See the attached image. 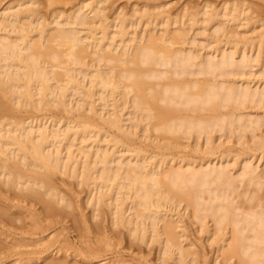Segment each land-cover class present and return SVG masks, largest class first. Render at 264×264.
<instances>
[{
    "label": "bare ground",
    "instance_id": "6f19581e",
    "mask_svg": "<svg viewBox=\"0 0 264 264\" xmlns=\"http://www.w3.org/2000/svg\"><path fill=\"white\" fill-rule=\"evenodd\" d=\"M3 1L0 264L11 258L17 264H77L67 253L105 264L104 252L120 245L123 230L129 246L156 245L161 264H209L204 243L188 240L184 218L198 224L195 234L206 236L205 248H214L213 264H264V119L242 113L264 105V85L230 81L249 77L253 63L264 66V37L252 58L244 50L247 37L241 48L237 38L202 55L207 48L191 47L188 36L203 24L231 40L225 22L234 24L250 9L233 0L219 9L205 1L193 13L184 8L172 15L166 11L171 5L151 0L131 6L127 15L118 7L110 21L108 0H79L69 12L53 7L69 0H45L53 9L44 15L39 0ZM139 25L145 28L138 31ZM236 145L260 151L263 164L254 166L253 155L241 152L231 164L226 158ZM189 152L210 158L194 160ZM75 188H86L88 218ZM66 219L75 231L94 236L82 239L96 241L76 247L67 228L68 236L62 229L39 236ZM52 253L65 257L50 259ZM140 255L139 264H146L148 255ZM121 258L113 263H131Z\"/></svg>",
    "mask_w": 264,
    "mask_h": 264
},
{
    "label": "rangeland",
    "instance_id": "374dc122",
    "mask_svg": "<svg viewBox=\"0 0 264 264\" xmlns=\"http://www.w3.org/2000/svg\"><path fill=\"white\" fill-rule=\"evenodd\" d=\"M9 1H12V0H6V1H3L4 3H2L1 4V6L2 5H4V4H6V3H8ZM43 1V2H42ZM44 1L45 0H39V2H40V4H41V6H39L40 8V10H41V12H42V14L44 15V14H47L48 13V11L50 12L53 8L51 7V8H49L48 10H47V8L45 7V3H44ZM56 1H60V0H56ZM74 1V2H73ZM79 0H69V4H67V5H62V3H58V5H56V6H53L54 7V9H59L60 11H62V12H69V10L71 9V7L73 6V5H77V2H78ZM89 1H91V2H94V1H96V0H94V1H92V0H89ZM143 1H145V2H143ZM151 0H149V2H150ZM206 1V2H205ZM224 1H226V0H224ZM223 0H155V2L152 0L151 2L153 3V4H163V5H167V6H169V5H171L170 7H171V9H170V7L168 8V7H166L167 9H166V11L167 12H169V13H171L172 15H175L177 12H178V10L180 11V10H185L184 8H186V10H188V13H189V11H190V13H193V11H196L197 10V7H198V9L201 7L200 5H203V3L205 2V3H208V4H212L211 6L213 7V8H218V6H221L222 5V3L224 2ZM229 1H230V3L232 4V1L231 0H227V2L229 3ZM263 1L264 0H233V4L236 6H239L240 7V5L241 6H243V9H245V8H248V9H250V11H252V12H247L248 13V19L246 18V15L245 14H247V13H245L244 14V16H240L239 17V19H236V20H234V24H232V22L233 21H231V22H229V23H227V22H225V21H221V23L223 24V22H225L226 24H224V27H225V33H227V31H229L230 32V35H228V36H235L236 37V34L237 33H239L240 35H238L236 38H234V36H233V38L231 39V40H227L226 38H224L222 35V33H219L220 35H221V37H219V34L218 33H215V34H213L214 33V30H215V28H212V26L211 25H209V26H206V25H203V24H200L199 26H198V24L197 25H195V27H193V29H191V32H190V30H189V32L191 33H189V39L190 38H192L191 36L193 35V38L191 39V40H193L194 39V42L196 43H194V45H192L191 47H193V48H195V47H197V49H199L198 47H200V49H202L203 47L204 48H209L210 46H211V48L210 49H212V47H213V49H217L218 47H222L224 44H225V42H232V41H234V39L236 40L237 38H238V40H236V41H234V42H238L239 40H241V41H243V42H240L239 44H240V46H238L239 48H241V46H242V43L244 44V42L245 41H247L248 40V42L249 41H251V42H245V45H249V47H245L246 49H244V50H246V53L247 54H249L248 55V57H252V58H255V56L257 55V53H255V52H258V50L257 49H259V44H258V41L257 40H259L260 39V37H264V22H261V21H264V3H263ZM139 2V3H138ZM148 2V0L146 1V0H129V1H127V0H108L107 2H105V6L104 7H106V15L108 16V18H109V20L111 21L112 19L111 18H113V16H115L121 9H123L122 10V12H124V13H122V14H126L127 15V13H128V11L130 10L129 8L131 7V6H134L135 4H136V6L138 5L139 7H141L142 6V4H144V3H146V4H148V5H152L151 4V2L150 3H147ZM237 2V3H236ZM241 2V3H240ZM10 3V2H9ZM74 3V4H73ZM107 3V4H106ZM164 3H166V4H164ZM187 3V4H186ZM189 3H190V5H189ZM229 3V4H230ZM236 3V4H235ZM245 4V7H244V4ZM72 4V5H71ZM141 4V5H140ZM185 4V5H184ZM232 4V5H233ZM109 5V6H108ZM111 5H113L112 7H111ZM188 5V6H187ZM250 7H248V6ZM61 6V7H60ZM63 6V7H62ZM137 6V7H138ZM192 6V7H191ZM194 6H195V9H194ZM247 6V7H246ZM41 7L43 8V9H41ZM46 9H45V8ZM120 8V10L118 11V9ZM138 7V8H139ZM188 7V8H187ZM113 8H114V10H113ZM125 8H126V11H125ZM191 10H190V9ZM220 8V7H219ZM218 8V9H219ZM253 8V9H252ZM132 9V8H131ZM193 9V10H192ZM109 10V11H108ZM116 11H118L117 13H115ZM131 11V10H130ZM129 11V13L128 14H130L131 12ZM254 11V12H253ZM46 12V13H45ZM114 13V14H113ZM185 13H187V11H185ZM251 13V14H250ZM111 15H113L112 17H111ZM111 17V18H110ZM252 17V18H251ZM242 18V19H241ZM244 18H246V19H244ZM249 18H251V20L249 19ZM108 20V21H109ZM240 20V21H239ZM255 20V21H254ZM109 21V22H110ZM237 23H236V22ZM239 21V22H238ZM246 21L248 22V23H246ZM252 21H254V23L252 22ZM220 23V22H219ZM249 23H251V24H249ZM263 23V24H262ZM141 25H142V23H140ZM222 24H215V26L217 27L218 25H222ZM239 24V25H238ZM244 24H246V27H245V25L243 26ZM248 24H249V26H248ZM257 24V25H256ZM260 24V25H259ZM141 25H139V27L137 28L138 29V31L140 30V29H144L145 27L143 26V28H141ZM226 25V26H225ZM251 25V26H250ZM197 26H198V28H197ZM200 26H202V28L200 27ZM242 26V27H241ZM253 26V27H252ZM174 27V26H173ZM204 27L206 28V29H204ZM226 27L228 28V29H226ZM241 27V28H240ZM175 28H176V26H175ZM203 29V30H206V35L205 34H203L202 36L199 34V33H204V31H202L201 29ZM262 28V29H261ZM161 29H163V27L161 28V26H159V28L157 27L156 29H155V32H158V30H160L161 31ZM174 29V28H173ZM212 29V30H211ZM230 29V30H229ZM247 29V30H246ZM143 31V30H142ZM160 31H159V33H160ZM198 31H201V32H198ZM212 31H213V33H212ZM236 32V34L234 33V32ZM229 32L227 33V34H229ZM232 32V33H231ZM195 33H198V35L197 34H195ZM195 34V35H194ZM231 34H233V35H231ZM191 35V36H190ZM200 35V37H198ZM215 35V36H214ZM216 35H217V37H216ZM207 38H206V37ZM241 36H245V37H241ZM197 39H196V38ZM203 37V38H202ZM247 37V39H245V41L244 40H242L243 38H246ZM205 38V39H204ZM216 38V40H218V44H215L214 42H213V39H215ZM218 38V39H217ZM207 39V40H206ZM211 39V40H210ZM252 40H254L255 42H252ZM208 41V42H207ZM210 41V42H209ZM215 44V45H213V43ZM201 42H202V44H201ZM234 42H232V43H234ZM197 43H199V46H198V44ZM247 43V44H246ZM253 43V44H252ZM258 45H257V44ZM200 44H201V46H200ZM210 44V45H209ZM217 45V46H216ZM251 45V46H250ZM254 45H255V47H254ZM258 48H257V47ZM188 47L190 48V46H186V48L188 49ZM228 47V46H227ZM207 48V50H204V51H202L201 52V54L202 55H204V53H209V51H211V50H209ZM238 48V49H239ZM250 48V49H249ZM196 49V48H195ZM215 49V50H216ZM219 49V48H218ZM225 49H226V47H225ZM220 50H221V48H220ZM249 50L251 51V53L249 52ZM206 51V52H205ZM261 62H258V63H253L252 65H253V68H251L249 71H250V76L249 77H247V78H239L238 79V77H236V78H232V79H230V81H232V82H236V84L238 85V84H242L243 83V81H249L250 82V86H254L255 85V87H259V86H261V84L262 85H264V74H262V73H264V66H262L261 64H260ZM248 71V72H249ZM254 74V75H253ZM262 76H261V75ZM260 75V76H259ZM250 78V79H249ZM248 79V80H247ZM258 85V86H257ZM254 87V88H255ZM264 106V105H263ZM263 106H260V107H254L253 106V108H252V106H249L248 107V110L246 111H244V110H242V113H245V115H250V116H258V117H262L263 119H264V107ZM256 108V109H255ZM262 108V109H261ZM261 110V111H260ZM244 111V112H243ZM247 135H249L248 133L246 134V137H250V135L249 136H247ZM222 141H223V139H222ZM78 146V145H77ZM226 146V147H225ZM224 147H223V149L221 150V152H223V151H225V150H227V149H229V147L231 146V144H227V145H225ZM74 150V149H73ZM232 150V153L230 154V156H228L226 159L229 161V162H231V164H232V162H233V160H235V158H233V156L235 155V153L236 154H238V156H240V155H243L244 154V156L245 155H253V157L251 158V160H252V162H253V164H255L254 166H261L262 164H263V161H261L260 162V158L261 157H259V156H262V155H260V151H256V153L255 152H248L247 150L245 151V149L243 150V147H240V146H238V145H236L234 148H232L231 149ZM181 151V150H180ZM244 151V152H243ZM172 152H179V150H175V151H172ZM238 152V153H237ZM241 152V153H240ZM260 152V153H259ZM167 154H169L168 152H166ZM239 153H240V155H239ZM251 153V154H250ZM183 154V153H182ZM189 154H190V152H189ZM192 154V155H191ZM190 154V158H192V159H196V160H202V159H204V158H210V157H204L203 155H194V153H191ZM219 154V153H218ZM194 158H193V157ZM198 156V157H197ZM244 156H243V158H244ZM203 157V158H202ZM216 157V156H215ZM255 157V158H254ZM230 158V159H229ZM212 159H214V158H212ZM239 161H238V160ZM236 159V161H237V163H239L241 160H242V157H238ZM200 160V161H201ZM255 161V162H254ZM217 162V161H216ZM215 162V163H216ZM259 162L261 163V164H259ZM259 164V165H258ZM262 168V169H261ZM260 170H263V166L262 167H260ZM62 176H59V178H58V176L55 178L56 180H58V182L59 183H64V184H68L67 186H70L71 184H73V180H71L70 179V181H69V179H67V178H65V177H62ZM65 178V179H64ZM62 181V182H61ZM63 188V187H62ZM63 189H66V187L65 188H63ZM74 191H76V192H74V193H78L77 195L79 196V198H77L75 201L76 202H78L80 205H81V209H84V210H82V213H85L84 215H85V217L86 218H88L89 217V215H90V207H87L86 206V208L84 207V205H83V200H85V195H86V188L85 189H77L76 190V188L74 189ZM85 191V192H84ZM80 194V195H79ZM79 199V200H78ZM82 202V203H81ZM89 208V209H88ZM86 209V210H85ZM58 220H61V219H58ZM188 219H186V218H184L183 219V221H184V224L187 226V228L189 229L188 230V232H187V237H188V240L190 239V241H197V242H194L195 244H196V246H198V247H200L199 245L201 244V245H203V243H204V253H206L208 256H207V258H208V260H209V264H213L212 263V258H213V247L212 248H210L209 250L207 249V248H209V247H206L205 248V240H203L204 238H206V236L205 235H196L195 233H196V231H197V226H198V224H195L194 226H192L190 223L191 222H189V221H187ZM65 222H67L66 224H63V223H60V222H57V224H54V226L55 227H53V224H52V226H51V228H49L48 230H47V232L46 233H44V234H42V235H40L39 234V236L41 237H47V234H49V233H51V234H49V235H57V233L59 234L60 232V230L62 229L63 231H61V233H63L64 234V231L66 230V228L68 229V230H66V231H68V234H69V236H68V234H67V232L65 233V235L67 234V238H69V240L71 239V241H72V244H74V243H76L75 244V246L76 247H78L79 245L81 246V245H83L82 243L83 242H85V239H86V237L88 236V235H86V237H85V239H82L85 235H83L84 233H82V232H80V230H76L75 231V229H74V226H73V224H71V221H69L68 219H66L65 220ZM93 222V221H92ZM63 224L62 225V228H61V226L59 225V224ZM106 223V224H105ZM104 224L105 225H103V226H107V222H105ZM57 225H59V226H57ZM190 226H192V227H190ZM50 227V226H49ZM65 227V228H64ZM65 229V230H64ZM196 229V230H195ZM69 231H71V232H69ZM194 231V232H193ZM73 232V233H72ZM122 233H121V238H122V240L123 241H119V244L121 245V242H122V245H123V243H124V247L122 246L121 247V250H122V248L124 249L123 251H120L119 249H117V248H119L118 246H120V245H118V246H116V248L115 249H117V250H115L114 248H113V251H110V250H107L106 252H104L105 254H104V256H102V259H105V264L107 263L108 264V262L110 261V263L109 264H115V263H113L116 259H117V261H118V259L120 258V259H122L121 257H123V261H125V263L127 262V261H129V263H130V261H131V263L130 264H137V262L140 260L139 258H138V255H140V253L142 254V255H140L139 257L140 258H143V256H145V255H148L147 253L149 252V251H151V250H149V249H151V247H152V249H153V252H149V255L148 256H146L147 258H146V260L145 261H147L146 262V264H159L160 262L158 261L157 262V258H155V255H156V251L157 250H155L157 247H156V245H153V246H150L149 248L147 247V251L145 250V248H143V247H145V246H140L141 248H136V247H133V245L132 246H129L128 244H130L128 241H131V240H129L128 239V241H127V235L125 236V234H123V233H126V232H124V230L123 231H121ZM189 233V234H188ZM194 233V234H193ZM79 234H81L82 236H79ZM95 234V233H94ZM77 235H78V237H80L83 241H79L76 237H77ZM92 235V234H91ZM88 236V238L89 239H91V238H94V236L92 235V236ZM96 236L95 237H100V236H97V234H95ZM38 236V237H39ZM72 236V237H71ZM189 236H191V237H189ZM37 237V238H38ZM50 237V236H49ZM113 237V236H112ZM36 238V237H35ZM96 238V239H97ZM87 240L86 242H85V245H86V243H87V245H89V243H88V241L89 242H91V243H94L95 241L93 240ZM113 239H115V240H119V239H116V238H114L113 237ZM115 240H112L113 241V243H115ZM70 241V242H71ZM76 241H79L80 243L78 244V242H76ZM127 241V242H126ZM192 241V242H193ZM118 243V242H117ZM128 243V244H127ZM116 244V243H115ZM199 244V245H198ZM128 245V246H127ZM79 246V247H80ZM136 246V245H135ZM84 247H87V246H84ZM83 246L82 247H80V248H84ZM128 247H131L129 250L131 251H129L127 248ZM156 247V248H155ZM85 249V248H84ZM135 249H139V252H140V249H141V252L139 253L138 252V250L136 251ZM212 249V251H210ZM112 250V249H111ZM115 250V251H114ZM119 250V252H120V255L118 254V253H116L117 251ZM132 251H133V254H132ZM135 251V252H134ZM122 252V253H121ZM208 252V253H207ZM70 253V252H69ZM118 254L117 255V257H116V254ZM59 254H61V253H59ZM73 254H75V253H73ZM72 253H71V256L69 257L68 255V253H67V255H66V257L65 256H62V255H55L54 253H52V255L51 254H49V256H52V257H50V259H57V258H63V257H65V258H67V260H68V262L70 261V263H77V264H98V263H96V260L94 261V260H92L93 259V257L92 256H90V258L91 259H89L88 261L86 260L87 258H88V255L86 254V256H85V254H83V257L85 258V260L84 259H82V256L81 255H73ZM122 254V255H121ZM138 254V255H137ZM211 254V255H210ZM101 255H103V253L101 254ZM135 255H137V256H135ZM68 256V257H67ZM73 256V257H72ZM76 256L77 257H79V258H77L76 259ZM121 256V257H120ZM56 257V258H55ZM119 257V258H118ZM212 257V258H211ZM61 258V259H62ZM74 258V259H73ZM81 258V259H80ZM134 258H135V260H134ZM137 258V259H136ZM210 258V259H209ZM13 259L14 258H11L10 260H6V261H3V264H17V263H14L13 262ZM50 259H48V260H50ZM129 259H131V260H129ZM84 260V261H83ZM114 260V261H113ZM127 260V261H126ZM143 260H144V258H143ZM154 260H156V261H154ZM117 261H115L116 263H117ZM119 261H121V260H119ZM144 261V262H145ZM122 262V261H121ZM133 262V263H132ZM141 263H142V261H140ZM140 262H138V264L140 263ZM149 262V263H148ZM40 263V261L38 262V264ZM118 264H120L119 262H118ZM145 264V263H144ZM161 264V263H160ZM169 264H171L170 262H169ZM202 264V263H201Z\"/></svg>",
    "mask_w": 264,
    "mask_h": 264
}]
</instances>
